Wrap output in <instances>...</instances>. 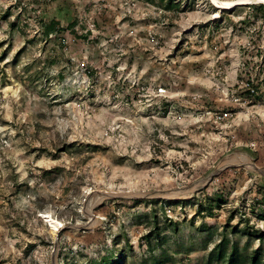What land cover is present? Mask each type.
<instances>
[{
	"label": "rangeland",
	"instance_id": "374dc122",
	"mask_svg": "<svg viewBox=\"0 0 264 264\" xmlns=\"http://www.w3.org/2000/svg\"><path fill=\"white\" fill-rule=\"evenodd\" d=\"M259 4L0 0V264H264Z\"/></svg>",
	"mask_w": 264,
	"mask_h": 264
},
{
	"label": "trees",
	"instance_id": "16d2710c",
	"mask_svg": "<svg viewBox=\"0 0 264 264\" xmlns=\"http://www.w3.org/2000/svg\"><path fill=\"white\" fill-rule=\"evenodd\" d=\"M172 1V0H170ZM257 10L260 11L262 14H264V3H261L259 5H255ZM172 201V200H170ZM174 201V200H173ZM175 201H181V200H175ZM228 243L229 240L227 238V236L222 237V239L217 242L215 244V246L212 248V253H214L215 257L217 259H221L226 257V255H229V257H237L239 258V261L242 260H248L250 262V264H260L262 261V251L259 248H256L255 250H253L248 257L245 256V254L240 253L238 245L237 244H233L231 247V250L229 251L228 254ZM120 255L122 256L121 260L119 259V261L116 258H107L106 260H104L103 262L99 263V264H126L125 261L122 262V260H124V254L122 253V251L120 252ZM112 259V260H110ZM160 261V258H154V264H158V262Z\"/></svg>",
	"mask_w": 264,
	"mask_h": 264
},
{
	"label": "bare ground",
	"instance_id": "6f19581e",
	"mask_svg": "<svg viewBox=\"0 0 264 264\" xmlns=\"http://www.w3.org/2000/svg\"><path fill=\"white\" fill-rule=\"evenodd\" d=\"M211 2L218 6L219 8H233L237 4H243V3H264V0H211ZM220 11L215 13V16L219 15ZM52 221V220H51ZM55 224L57 222H54ZM55 227V226H54Z\"/></svg>",
	"mask_w": 264,
	"mask_h": 264
},
{
	"label": "built area",
	"instance_id": "2783aa9c",
	"mask_svg": "<svg viewBox=\"0 0 264 264\" xmlns=\"http://www.w3.org/2000/svg\"><path fill=\"white\" fill-rule=\"evenodd\" d=\"M254 81H255L254 76L247 77L246 80L244 81V86L247 90L250 91V93H253L256 91ZM158 91L160 93H163L166 91V88L164 86H159ZM231 114H232V112H229V110H225V111L219 110L216 112V115L219 118H225L226 116L231 115Z\"/></svg>",
	"mask_w": 264,
	"mask_h": 264
}]
</instances>
